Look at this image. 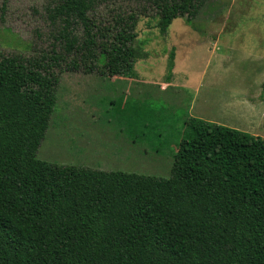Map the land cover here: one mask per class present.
<instances>
[{
  "label": "trees",
  "instance_id": "trees-1",
  "mask_svg": "<svg viewBox=\"0 0 264 264\" xmlns=\"http://www.w3.org/2000/svg\"><path fill=\"white\" fill-rule=\"evenodd\" d=\"M101 1L58 0L54 13L77 26ZM155 3L165 33L203 0ZM53 67L0 55V264H264V139L189 118L168 179L40 161Z\"/></svg>",
  "mask_w": 264,
  "mask_h": 264
},
{
  "label": "rangeland",
  "instance_id": "rangeland-1",
  "mask_svg": "<svg viewBox=\"0 0 264 264\" xmlns=\"http://www.w3.org/2000/svg\"><path fill=\"white\" fill-rule=\"evenodd\" d=\"M57 1L0 0V55L59 64L38 160L168 179L189 118L264 139V0H203L165 33L155 0H102L72 27Z\"/></svg>",
  "mask_w": 264,
  "mask_h": 264
}]
</instances>
